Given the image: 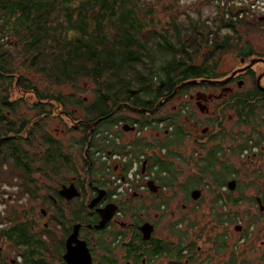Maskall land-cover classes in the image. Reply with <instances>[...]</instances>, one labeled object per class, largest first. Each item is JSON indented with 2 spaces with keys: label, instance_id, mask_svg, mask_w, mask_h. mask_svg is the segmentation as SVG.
Returning <instances> with one entry per match:
<instances>
[{
  "label": "trees",
  "instance_id": "16d2710c",
  "mask_svg": "<svg viewBox=\"0 0 264 264\" xmlns=\"http://www.w3.org/2000/svg\"><path fill=\"white\" fill-rule=\"evenodd\" d=\"M174 3L178 0H172L171 5ZM154 13L152 1L147 0H0V138L9 141L5 149L4 139L0 142V175L3 165H8L5 171L17 178L20 198L26 195L36 199L39 188L52 189L46 186L48 184L39 185L34 175L49 181L51 175L74 172L71 151L46 129L47 122L59 116V110L72 120L73 110L68 111V107L82 110V118L88 123L101 119L93 128L91 138H88L87 125L80 122L83 137L79 144L86 146L88 142L89 154L94 156L97 150L111 146L106 140L98 143V134L109 131L119 122L133 121L123 114L128 111L126 108L117 109L111 115L118 106L127 104L150 110L183 82L221 78L219 58L236 49L233 42L241 41L252 32L253 22L225 21L216 14L213 23L207 25L209 18L200 13L173 15L168 24L158 28ZM5 38L7 46L2 42ZM249 56L251 53L247 51H238L239 58ZM81 82L91 86L92 97L87 105L84 98L77 96L84 91ZM253 84L252 90L239 91L217 106L222 142L211 148L204 158L197 160L190 156L197 171L184 183L190 193L201 186L226 204L235 205L244 199L233 198L228 188L222 190L229 179L235 180L237 171L224 165L220 156L223 158L228 151L229 157L240 158L252 138L256 143L262 138L257 127L264 125V119L259 118L264 113V92L256 88L255 82ZM191 87L177 90L174 96L184 94ZM22 93L28 96L20 95ZM21 106H25L30 116L19 111ZM182 109L183 106L177 113L167 112L161 116L141 112L137 115L140 119L134 120L140 125L165 121L172 126V131L164 136V143H159L157 151L150 156L151 167L157 166L153 179L160 189L183 186L178 182L181 174L169 161L171 150L180 148L185 138L179 125ZM228 111L234 112L238 125L251 127V137L239 133L233 138V129L223 128L222 120ZM226 138L231 139V146L224 144ZM240 139L242 141H238ZM133 147L137 155L154 146L137 141ZM162 149L164 153L160 157L158 153ZM219 165L221 168L216 171ZM129 169L130 164H127L125 172ZM83 200H79L76 208H84ZM13 214L12 227L0 233V238L8 239L16 256H21L25 264L28 260L29 264L35 262L32 260L34 252L24 256L28 248H37V255L46 256L47 242L42 247L32 246L30 237H25L27 223ZM226 218L230 220L229 216ZM216 219L224 223L219 216ZM220 237L222 251L226 245ZM185 238L183 232L172 248L174 264H183ZM26 245L28 247L24 248ZM166 252L165 243L156 248L159 256ZM230 254L231 262L235 263L237 253ZM259 260L264 262V252ZM35 263L41 264V261ZM0 264H7L1 252ZM238 264L250 262L241 260Z\"/></svg>",
  "mask_w": 264,
  "mask_h": 264
},
{
  "label": "flooded vegetation",
  "instance_id": "af4514ba",
  "mask_svg": "<svg viewBox=\"0 0 264 264\" xmlns=\"http://www.w3.org/2000/svg\"><path fill=\"white\" fill-rule=\"evenodd\" d=\"M243 49L244 51L251 53V56H249V58L247 59L240 58L239 62L241 63V66H239L237 69L232 70L229 74L224 75L223 77L215 80H224L228 78L233 71L244 68L249 64L251 60L258 59V61L254 65L261 64L262 70L260 71L259 69L258 70L253 69L254 65H252L250 68L240 73H236L225 84L211 85L219 88V92L216 94H209V95L207 94V96L209 97H206L205 101L204 100L197 101V94L198 93L202 94V92H197L195 95L190 94L189 100L195 101V106L201 114H208L209 111L208 105L210 104L211 101L219 104L221 101L229 99V96L235 95L236 93L241 91L242 88L246 85V83L250 84L252 90L254 87L253 82H255V86H256L257 77L260 76L261 74L263 75L260 78V81L264 79V52L262 54H253V48L250 46V44L244 46ZM261 87L264 88V84H262ZM259 91L264 92L261 89ZM181 95L182 94H178L174 96L172 99L170 98L167 101L163 102L162 105L159 106L157 110L154 111L153 113H149L148 112L149 109H146L148 111L143 113H147L151 115L159 114V116H161V115H165L167 112L177 113V111L183 106V109L180 112V120L182 121V116H183L184 119H186V122L182 121L181 123L184 126H186L187 121L193 120V117H187V115H185L186 114L185 109L187 108L186 104L184 102L178 101L181 99H177ZM173 100H177L178 105L174 106L172 110L169 111L164 110V108ZM204 106L206 107V109H204V111L201 112V109ZM123 108L128 109V111L123 112V114L127 118H130V120L133 121L129 123L119 122L118 124L113 125V127L109 131H106L103 134L100 133L96 136L98 143L102 142L103 140H106V143L109 144L111 143V146L107 147L105 150H97L94 156H91L89 154V147H88L89 145L87 142L85 149L80 154L82 160L84 161L83 169L82 168L80 169L78 167L76 161L74 163V172L72 171L69 174H67L65 179H62L63 176H61V174L58 173L55 176L54 175L50 176V179L55 180V182L59 184V187L56 188V190L54 191V195L52 194L48 195V199L50 200V202H52V207L50 208V210L49 211H46L44 209L40 210L41 215L45 219L43 223V228H41L39 224H36L35 221L31 222L34 223L32 225L29 224L28 221L26 222L27 225L25 229H27L28 232H26V235L25 234L24 235L26 238L30 237V244L35 248L42 247L41 245H43L45 242H48L50 234L53 233L54 241L56 237L55 243L58 254L57 256L58 264H64L63 255L66 252V240L69 237V235L73 233L74 227H77L78 230L77 239L79 241H84L87 245V248L89 249L92 258V264H96L97 260L100 261V262L97 261V264H149L151 262L152 264L175 263V258L174 256L171 255V251L172 248L174 247V244H177L179 242V239L173 236V231H174L173 220L167 221L162 225V229L170 233V236L166 237L167 240L164 241L162 238H160V236L157 237L158 236L157 229H159L160 227L157 220L151 222V220H147L142 217L138 218L134 215V217H132V222L126 224L121 218L127 211L124 203L125 202L128 203L131 199H137L139 201L140 199H143L144 196H142L140 193L146 190L149 191L147 184L150 181L154 182L153 177H156L157 166L151 167L150 156L153 151L155 152L157 151L156 150L157 146H154L153 149L151 150H146L143 153H139L135 155L134 152L135 149L133 145L137 141H142L152 145V143L150 142V140H148V138L158 137L164 139V136L168 135L169 130L172 131V126L168 125L165 121H160V122L153 121L151 122V124L140 125L138 122H134V120L140 119L137 115L141 112L132 111L130 108L125 106H122L120 109ZM61 114L58 113V115ZM62 115H64L67 118H70L67 115V113H63ZM218 120L219 118L213 120V125L216 127L219 126L220 124V120L219 121ZM78 121H79L78 125H75V128L80 127V122L82 124L87 125L89 130L88 138H91L93 128H95L99 123L96 124L95 126L91 125L92 128H90L89 125L91 123H88L84 120H78ZM181 123L179 125H181ZM194 124H197V122L194 121ZM90 130L92 131L90 132ZM219 130L218 133L215 135V139H217V137L220 136ZM207 131H208V127H205L201 130V139H205L207 137ZM129 133L133 135L134 140L129 143H124L123 138L126 134ZM183 133H185L184 130ZM185 136L187 137L186 133ZM53 138L55 137L53 136ZM2 139L4 138L1 137L0 142ZM7 139L8 138L4 139L3 149H5L9 143ZM0 147H1V143H0ZM163 153L164 150L162 149L161 153H158V156L161 157ZM127 164L128 165L130 164V169H132L133 166L135 165L136 172L137 174L139 173L140 175L138 182L135 184V186L137 187L132 192L136 196L135 198L128 197V195H130L128 194V190L122 189L120 191L119 189L120 183L126 181V177H127L126 174H128V171L130 170L129 169L125 172V166ZM7 168L8 165H3V167L1 168L2 170L0 175V182L1 181L8 182L9 180L13 179V177L9 176L5 171L7 170ZM80 170H83L84 172L83 175L79 174ZM34 177L38 184L40 183L42 184L47 181L44 177L39 175H34ZM141 183H143L142 190L139 192H135L137 188L140 187ZM71 184L74 185L77 191L79 192V197H74L70 200H66L59 195V190L61 189L62 185L69 186ZM157 187H158L157 191L155 193H151L152 201L158 200L161 194H163L162 189H160V186L157 185ZM226 189L227 187L223 188L224 191H227ZM98 196H100V198L97 200V203L92 208H89L88 207L89 204ZM11 197H12L11 194L6 193V198L5 199L2 198V202H3L2 204L4 208L9 209V213L12 211L11 209L12 206H9L8 204L9 201H13ZM81 198L84 199L83 200L84 208L80 210L79 208H76V205L78 207V202ZM258 199H262V197L256 199L257 205H258ZM170 204L171 202H169L167 206H165L163 203L161 204L160 206L161 209L158 211L161 213L162 216V219L160 220H163L164 218L167 217L165 213L168 211ZM229 206L234 207L237 206V204L235 205L229 204ZM104 208L112 209L113 214L110 220L104 225L103 228H96L95 226L101 220V213H102V211H97V210H101ZM136 211L138 212V214L140 213L143 215L144 207L143 208L140 207ZM1 213H3V211ZM263 214H264V209L263 211L259 210V212L257 213L258 219L262 218L261 215ZM107 215L108 214H106V216ZM216 215L218 216L225 215L226 217H228L230 215V212L227 209L226 213L220 214L219 212H217ZM155 217H157V215H155ZM229 217L230 220L228 221L230 222L232 221V216ZM13 218L14 216L7 215L6 218L0 220L1 222H4V224L0 223L1 234L7 231L8 230L7 228H9L10 226L12 227ZM216 221L218 220L216 219ZM181 223L178 225V228L180 229H182ZM217 225H219V223ZM230 226L228 223L226 226H224L225 231L217 235L218 238L222 236L223 243H225V245H227V242H229L231 237H233V231L230 229ZM234 226L235 229L240 228L239 231H236V233L239 234V237L237 238L235 244L231 247V252L236 253V250L238 248L237 245L240 243L239 242L240 238H242V240L246 238L243 241L244 245H246L250 239L247 238L248 229L246 230V228L248 227V225H246L243 230H242L241 222L239 225H237V223H235V225L233 224L232 227ZM191 228H192L191 226L187 225L183 229V232L186 235L185 238L186 241L185 243H183V247H184L182 253L183 264H218L219 257H221L220 256L221 253L219 254H215V253L219 252L220 250L219 243L221 242V237L220 240L215 239L212 241V243L216 245L215 249L212 250V252L215 255L210 256L205 260H201L198 258L199 248H198L197 240L189 239L188 234L185 232L188 229H190L191 231ZM35 229H37V232ZM242 231H244V233ZM173 238H176V240L173 241ZM0 239L2 240V242L0 241V252L3 249L1 245L6 247L8 246L11 247V250H13L12 252L14 255L16 253V250L12 247L13 245L8 241V239L4 236H1ZM163 243L166 244L168 252H166V254L159 256L156 253V248L159 245L162 246ZM27 247L28 246L26 245L24 248ZM217 247H219V250ZM29 249L30 248L26 249L27 253H24V256H26L29 252L32 251L34 252V255L32 256L33 261L35 262L41 261V264L47 263L46 256L37 255L38 254L37 248L36 250L35 249L29 250ZM230 259H228V262ZM8 260L9 262L7 261V264H17V263L25 264V261L19 255H17L15 258H10ZM35 262H32L31 264H36ZM26 264H29V260L27 261ZM229 264H237V262L235 263L231 262Z\"/></svg>",
  "mask_w": 264,
  "mask_h": 264
},
{
  "label": "rangeland",
  "instance_id": "374dc122",
  "mask_svg": "<svg viewBox=\"0 0 264 264\" xmlns=\"http://www.w3.org/2000/svg\"><path fill=\"white\" fill-rule=\"evenodd\" d=\"M152 1V4L155 9L154 13V21L159 24L158 28L163 27V25L166 23L168 24L169 20L171 19V16L173 15H179V14H190L191 16H196L197 13H200L202 17H208L209 19L213 17V11L208 8L201 7L203 3L196 1L190 5L189 9H186L184 7H181L179 3H174L175 5H171L172 0H147ZM210 1V0H205ZM163 6V7H162ZM172 6V9L170 7ZM196 11V12H193ZM208 19V20H209ZM213 23V22H212ZM252 25V32L247 35L246 37H243L241 41L233 42V44L236 46L235 50L227 51L225 55H222L219 58V66H218V73L220 77H223L224 75L229 74L232 70L237 69L239 66H241L240 58L238 57V51L244 50V46H247L250 44V46L253 48V54H262L264 52V24L263 23H251ZM166 27V26H164ZM225 33V32H222ZM9 38V37H7ZM3 39L2 42L4 45H8L6 43V39ZM253 69L255 70H262L261 64H256L253 66ZM250 82V81H249ZM264 84V79L260 81V85ZM81 85H83L84 91L77 94L81 99L84 98V104L87 105L91 100V86L88 83L81 82ZM193 86L190 88L185 94H182L177 99L180 102H184L186 104L185 112L187 117H193V120L187 121L186 126H184L181 122H186V119L182 116V121L180 120L182 129L185 131L187 137L182 140L181 147H174L173 151L171 150V155L169 157V161L172 162L174 170L179 172L181 174V177L179 178L180 184H183L182 188L179 189L177 187L173 188L172 190L169 189H162V193L160 198L158 200H151V192L148 190L143 191L140 193L142 196H144L143 199L137 200V199H131L128 203L125 201L126 206V213L123 215L122 220L128 224L132 222V217L134 215L138 218L142 217L147 220H151V222H154L155 220L158 221L159 229H157L158 236L162 238L164 241L167 240L166 237L170 236V233L166 230L162 229V225L166 223L167 221H174V231L173 236L178 237L183 233V229L188 225L191 226V231L188 229L185 231L189 239L197 240L198 243V258L201 260H205L210 256H213L215 254H220L221 257H219L218 264H229L231 261V247L235 244L237 238L239 237V234L236 233L235 223L240 221L242 223V230L245 228L246 225L255 224L257 227L256 232L253 234L251 239L248 241V243L244 246H239L236 250V262L237 264L241 262V260H246L250 262V264H264L260 262V258L262 257V254L264 252V233L262 230V221L260 222L261 218L258 219L257 213L259 211V205H257L256 199L261 198L264 196V155H260L253 160H248V163H246L244 160H241L240 158L236 157H229V152L226 151L224 157L222 158L220 156V161H224V165L227 167H231L234 170L237 171L236 177H235V190L231 191L233 192L232 197L238 198L243 197L244 199L237 204V206H229V204H226L225 201L223 202L222 198H217L215 194L209 193L205 187L198 188L201 191V194L199 198L196 201H193L189 194V190L184 187V183L186 182V178L195 176L196 166L194 163L190 162L189 158L192 155L193 158H204L206 153L216 146H218L222 142V138L217 137L211 138L214 135L218 133V127L213 125V120L218 119L220 120V117L217 115L218 108L217 106L220 104H217L216 102L211 101L208 105L209 111L208 114H201L198 109L195 106L194 100H189L190 94L195 95L197 92H202L205 95L209 94H216L219 92V88L214 86ZM251 89L250 84L246 83V85L242 88L241 92H247V90ZM24 93L20 94L23 95ZM24 97H27L28 94H24ZM16 97V95H14ZM178 102L177 100L171 101L164 110L169 111L172 110L174 106H177ZM264 107L262 108V110ZM68 111L73 110V120L71 118H67L64 115L61 114V110H59V115L57 118L52 119L51 121L47 122V131L51 133L55 138L60 139L64 146L69 148L71 151V154L74 159V163L77 161L78 167L83 169V163L81 153L85 149L86 146H82L79 144L80 139L83 137L82 129L80 127L75 128V125H78V120H83V112L80 109H75L72 107L67 108ZM20 112L26 113L30 116L31 113H29L25 106H21L19 108ZM229 112V111H228ZM215 113V114H214ZM231 113V114H229ZM225 112L224 119L222 120V126L226 129V131H230L233 129V138H236L235 135L242 133L243 137H251L250 131L251 127L247 126H240L236 123L234 112ZM264 113L259 115V118L264 119L263 116ZM132 116V115H130ZM156 116H159L157 114ZM218 120V121H219ZM194 121L197 122V124H194ZM205 127H208L207 131V137L205 139H201V130ZM257 130L262 133V136L264 134V125H261L257 127ZM184 133V134H185ZM134 140V137L132 134H126L123 138L124 143H129ZM153 146H157L159 143L163 144L164 140L161 138H155L151 137L148 138ZM238 141H242L241 139ZM224 144H227V146H231V139L226 138L224 141ZM173 154V156H172ZM172 156V157H171ZM181 156V157H180ZM196 160V162H197ZM226 160V162H225ZM101 161V160H100ZM197 164H200L198 162ZM98 165V164H97ZM201 165V164H200ZM221 166L216 167V171L220 170ZM69 174V173H68ZM80 175H83V170L79 171ZM62 179H65L67 176V173L61 174ZM108 177V176H107ZM17 178L14 177L13 179L2 182L0 184V220H3L6 218L7 215L14 216L13 213H16L19 218H23L24 222H27L29 224H34L31 222H36V224H39L41 228H43V223L45 219L40 213L41 209H44L46 211H49L52 207V202L48 199V195H54V191L56 188L59 187V184L55 182V180L50 179L49 181H46L44 184H48L46 186H51L52 189H49L48 191L39 188L38 191V197L36 199H30L27 198L26 195L23 197L18 196V185H17ZM155 183V181H154ZM156 184V183H155ZM41 185V183L39 184ZM157 185V184H156ZM223 190V188H222ZM225 190V189H224ZM223 190V191H224ZM6 193L12 195V200L9 201V206H12V211L9 213V209L4 208L2 198H6ZM128 197L135 198L136 196L128 191ZM139 194V195H140ZM137 195V196H139ZM134 196V197H133ZM142 198V197H140ZM171 202L170 207L168 211L165 213L166 218L162 219L161 213L158 212L161 209V204L163 203L165 206ZM143 208V215L138 214L136 211L138 208ZM223 208V211H222ZM227 209L230 212L229 216H232V221H228V218H226L225 215H220L219 217L223 219L224 223L223 225L221 223L218 224V221H216V213L219 212L220 214L226 213ZM135 210V211H132ZM221 210V211H220ZM3 211V213H1ZM157 215V217H155ZM29 216V217H28ZM42 216V217H41ZM225 216V218H224ZM29 218V219H28ZM182 222V223H181ZM260 222V223H259ZM264 222V220H263ZM0 223L4 224V222ZM181 223V228H178V225ZM229 223L230 229L233 231V237L227 242L226 248L221 251V249L218 250L219 252H216L215 254L212 252V250L215 249L216 245L212 243L213 240L217 239L220 240V237L218 238L217 235L224 230V226H226ZM262 225V226H261ZM37 232V229H35ZM49 232V231H48ZM244 233V231H242ZM52 237H49L48 239V246L49 251L47 252V263L46 264H58L57 263V250H56V237L55 241ZM198 237V238H197ZM176 238H173V241H175ZM2 242V240L0 239ZM220 245V243H219ZM3 248L1 251V258L4 257L6 261L9 262L8 259L15 258L16 254L13 255V250H11V247H6L1 245ZM211 248V249H210ZM214 259V258H213ZM20 261V260H19ZM99 261V260H97ZM96 261V264H97ZM164 261V260H163ZM162 261V262H163ZM100 262V261H99ZM161 262V263H162ZM21 264V263H17ZM149 264H152L149 263Z\"/></svg>",
  "mask_w": 264,
  "mask_h": 264
},
{
  "label": "water",
  "instance_id": "95a60500",
  "mask_svg": "<svg viewBox=\"0 0 264 264\" xmlns=\"http://www.w3.org/2000/svg\"><path fill=\"white\" fill-rule=\"evenodd\" d=\"M264 19H260V21H263ZM258 61L257 60H251L249 62V64L247 66H245L244 68L242 69H238V70H235L231 73V75L224 79V80H190V81H186V82H183L181 83L179 86H177L172 94H170L169 96H167L163 101H160L158 103L157 106L154 107L153 110H146V109H136V108H133V107H130L128 106L127 104H123L121 106H118L112 113L111 115L117 110V109H120L122 106H125V107H128L130 108L132 111H135V112H146L148 111L149 113H153L154 111L157 110V108L159 106L162 105L163 102L167 101L168 99L172 98L176 91L181 89V88H184V87H189V86H197V85H201V84H207V85H222V84H225L228 82V80L230 78H232L236 73H240L248 68H250L252 65H254L256 62ZM263 74H261L260 76L257 77V80H256V86L258 89H261L264 91V88L261 87L260 85V78L262 77ZM206 97H209L205 94H200L198 93L197 94V101H200V100H206ZM204 109H206V107H202L201 109V112L204 111ZM101 119L93 122L92 124H90V128H92V126H95L96 124H98L100 122ZM92 125V126H91ZM92 130H90L91 132ZM235 186H236V182L235 180H231L228 182L227 184V188L229 191H233L235 189ZM147 187L149 188V191L151 193H155L158 189L157 185L153 182V181H150L148 182L147 184ZM201 194V191L196 189V190H193L191 191L190 193V196L192 198V200L196 201L199 196ZM59 195L66 199V200H70L74 197H79V192L77 191V189L75 188L74 185H69V186H65V185H62L61 186V189L59 190ZM100 198V196H98L96 199H94L90 204H89V208H92L96 203H97V200ZM264 197H262V199H258V205H259V210L260 211H263L264 209ZM107 208V207H106ZM101 209V210H97V211H102L101 213V220L98 222V224L95 226L96 228H103L104 225L110 220L112 214H113V210L112 209ZM106 210H107V213H106ZM106 214H108L106 216ZM237 231L240 230V228H237L236 229ZM77 227H74V230H73V233L69 235V237L67 238L66 240V252L65 254L63 255V261H64V264H92V258H91V254L89 252V249L87 248V245L84 241H79L77 239Z\"/></svg>",
  "mask_w": 264,
  "mask_h": 264
},
{
  "label": "built area",
  "instance_id": "2783aa9c",
  "mask_svg": "<svg viewBox=\"0 0 264 264\" xmlns=\"http://www.w3.org/2000/svg\"><path fill=\"white\" fill-rule=\"evenodd\" d=\"M196 1H199L202 4L201 7L208 8L213 11V17H215L216 14L221 16L223 20L225 21H245V22H260V19H264V0H178V3L181 7H184L186 9L190 8V5ZM213 20L210 18L208 21H206L207 25H211ZM264 22V20L262 21ZM250 146L246 149H244L243 154L240 156L241 160H244L245 162L248 160H253L260 156L264 155V134L261 138V140L256 143L255 138H252L250 140ZM126 181L120 183V191L122 189L128 190L129 192H133L134 189L137 187L135 184L138 182L139 179V173L136 172L135 165L132 169L128 171V174H126ZM143 183L140 184V187L137 188L135 192H139L142 190ZM262 225H264V214L261 215ZM259 222V223H260ZM240 222H237V225H239ZM261 225V226H262ZM248 229V239H251L253 234L256 232L257 227L253 224L248 225L246 230ZM262 230L264 233V226H262ZM246 239V238H245ZM244 239V240H245ZM242 238L239 240V244L237 245L242 246L243 241Z\"/></svg>",
  "mask_w": 264,
  "mask_h": 264
}]
</instances>
